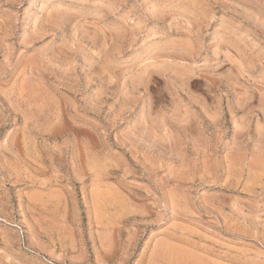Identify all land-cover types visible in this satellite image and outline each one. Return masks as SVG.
<instances>
[{"label":"rangeland","instance_id":"1","mask_svg":"<svg viewBox=\"0 0 264 264\" xmlns=\"http://www.w3.org/2000/svg\"><path fill=\"white\" fill-rule=\"evenodd\" d=\"M0 264H264V0H0Z\"/></svg>","mask_w":264,"mask_h":264}]
</instances>
